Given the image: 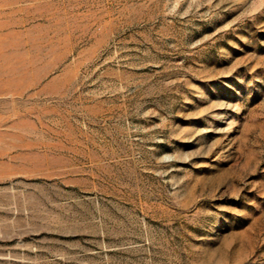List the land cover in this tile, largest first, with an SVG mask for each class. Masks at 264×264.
Here are the masks:
<instances>
[{
    "label": "rangeland",
    "instance_id": "obj_1",
    "mask_svg": "<svg viewBox=\"0 0 264 264\" xmlns=\"http://www.w3.org/2000/svg\"><path fill=\"white\" fill-rule=\"evenodd\" d=\"M0 264H264V0H0Z\"/></svg>",
    "mask_w": 264,
    "mask_h": 264
}]
</instances>
